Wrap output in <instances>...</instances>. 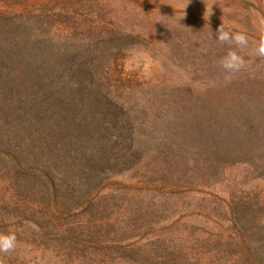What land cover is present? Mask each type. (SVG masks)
<instances>
[{
	"label": "rangeland",
	"instance_id": "374dc122",
	"mask_svg": "<svg viewBox=\"0 0 264 264\" xmlns=\"http://www.w3.org/2000/svg\"><path fill=\"white\" fill-rule=\"evenodd\" d=\"M261 16L264 0H0V232L17 237L0 264H264ZM221 24L249 37L235 74ZM79 123L93 151L84 137L69 167L52 143ZM34 131L38 173L18 163Z\"/></svg>",
	"mask_w": 264,
	"mask_h": 264
},
{
	"label": "clouds",
	"instance_id": "9594fccd",
	"mask_svg": "<svg viewBox=\"0 0 264 264\" xmlns=\"http://www.w3.org/2000/svg\"><path fill=\"white\" fill-rule=\"evenodd\" d=\"M216 39L221 44H228L230 49L219 61L220 67L228 74H235L245 68V58L237 49L243 51L249 45V37L243 31L226 30L221 24L216 33ZM257 57L264 58V16L258 17L256 23V39L252 42ZM17 237L12 232H0V253L8 254L15 251Z\"/></svg>",
	"mask_w": 264,
	"mask_h": 264
},
{
	"label": "trees",
	"instance_id": "16d2710c",
	"mask_svg": "<svg viewBox=\"0 0 264 264\" xmlns=\"http://www.w3.org/2000/svg\"><path fill=\"white\" fill-rule=\"evenodd\" d=\"M11 71V70H10ZM12 74L10 75L9 78H14V81H16L19 77L14 75L15 73L14 72H11ZM10 80V79H9ZM19 80H17L18 82ZM19 84V82H18ZM20 85V84H19ZM21 87V86H20ZM32 124H35V128L38 124L34 123V122H31V125ZM76 130V132L72 135V136H66V140L64 141H53V145L57 146L60 150H61V155H59V157L57 156V159L62 163V164H67L69 167H71L72 164H78L77 161L71 159V154H72V150L73 148H71L73 145H76V143H79L82 148L84 149V137L86 138V141H85V146H86V149L90 152V151H93V146L94 144H91V142L94 140V135H90V132L88 131V129L84 126V127H81L80 123L78 126H76L74 128ZM40 139V135H38V138H37V135L35 133V131L33 132V136L31 137L30 141L27 142V147H28V154H22L19 156L20 160H18V163H20L21 166L23 167H28V166H31L35 169L33 170V172H37L39 171L38 166L41 165H44L43 161L44 159L47 158V156H50V152L47 148V151L46 152H39V148H40V143L41 141H39ZM49 141H50V137L47 138ZM55 139V137L53 138ZM67 141V143H65ZM45 144L47 145L46 141H45ZM84 153V151L82 152ZM30 163H33L32 165ZM51 166H53L52 164H48L46 165V167L48 168L47 171H49V168H51ZM50 172V171H49ZM47 172L45 174V177H49L51 176V173ZM44 176V175H43ZM35 177L39 178V176L35 175ZM42 177H40L41 179ZM32 186L33 188L35 189V186H37V188H39L40 186L42 187L41 189L43 188H46L47 190V193L48 194L49 192L48 191H51L50 188L53 187L52 185L49 184V181L48 180H43V184H40L39 183V180L36 181V183L33 185L32 183ZM20 202H14V204H19Z\"/></svg>",
	"mask_w": 264,
	"mask_h": 264
}]
</instances>
